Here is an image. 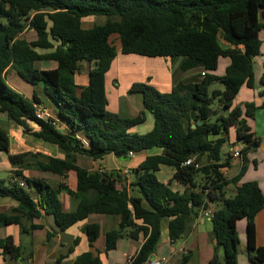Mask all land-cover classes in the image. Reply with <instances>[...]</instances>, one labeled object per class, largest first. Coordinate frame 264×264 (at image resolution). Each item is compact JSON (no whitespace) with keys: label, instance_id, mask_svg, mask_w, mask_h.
Masks as SVG:
<instances>
[{"label":"trees","instance_id":"1","mask_svg":"<svg viewBox=\"0 0 264 264\" xmlns=\"http://www.w3.org/2000/svg\"><path fill=\"white\" fill-rule=\"evenodd\" d=\"M91 17L106 21L84 28L83 20ZM263 18L264 0H0V113L26 130L29 122L37 123L40 131L34 135L65 155L64 159L9 155L17 180L0 179V199H11L17 207L10 214L0 211V226L18 225L24 233L23 219H38L44 213L53 216L59 231L65 232L92 215L117 216L119 227L106 233V251L117 249L124 237L133 241L143 237L132 264H146L158 248L163 219H171L170 239L176 242L200 211L215 204L210 218L216 241L211 264H238L241 219L247 220L250 263L264 264V247L256 246L255 226L256 215L264 209V194L256 182H247L228 197L226 187L239 183L245 167L232 180L223 174L229 167L230 152L223 149L230 144L231 131L235 130V144L243 145L241 154L259 146L246 120L253 117L254 105L243 108L235 101L242 89L254 88V59L264 44L260 39ZM30 31L34 40L26 36ZM114 35L122 55L169 58L172 64L180 61L170 93H161L149 82L131 87L129 93L142 98L143 111L136 118L107 109L105 78L118 56ZM222 58L229 59V65L220 76ZM41 62H55L56 68L40 69ZM85 62L92 65L90 83L78 95L74 77ZM9 69L32 85H44L55 107L53 120L37 118L39 99L30 100L13 89L6 80ZM215 83L222 88L210 91ZM146 112L154 117L153 130L132 133ZM62 125L65 131L59 129ZM9 147L10 136L0 127V153H9ZM153 149L162 152L148 156L131 171L135 180L129 186L120 173L92 172L76 159L84 155L100 160L108 154L128 158L130 152L138 155ZM189 159L194 164L185 165ZM162 165L175 169L185 191H173L158 179ZM33 167L58 176L73 171L76 191L66 183L52 186L45 179L23 175ZM62 192L79 200L75 212L63 209ZM85 229L89 244H94L100 225L89 223ZM79 242L75 240L69 253ZM4 248L19 259L21 250L12 237L4 240ZM73 264L102 262L92 252H84Z\"/></svg>","mask_w":264,"mask_h":264},{"label":"crops","instance_id":"2","mask_svg":"<svg viewBox=\"0 0 264 264\" xmlns=\"http://www.w3.org/2000/svg\"><path fill=\"white\" fill-rule=\"evenodd\" d=\"M106 19L102 17L99 21L96 17L86 18L83 20V26L86 29L92 28L95 24H103ZM264 25V18L262 20ZM33 33V32H32ZM35 39V35L31 40ZM115 40L118 56L114 60L110 71L106 74L105 88L108 99V111L118 114L122 117L136 118L143 111L142 98L139 95H131L129 90L135 83H147L155 87L161 93H170L173 89V72L180 63L177 60L172 64L169 58H146L134 61L131 55H122L121 44L117 35L111 37ZM260 39L264 41V26L260 32ZM225 46L228 43L224 42ZM230 46V45H229ZM233 48V46H230ZM39 53H49V50H38ZM133 56V55H132ZM137 56V55H135ZM126 57V58H123ZM227 59V58H226ZM158 63L159 67L154 69L152 73H145L147 66ZM221 62V61H220ZM229 65L227 59L225 69ZM40 69H55V62L38 63ZM220 67V66H219ZM92 65L85 62L82 69L78 72L74 79L78 95L90 83V70ZM152 70V68H151ZM255 82L254 88H244L240 92L235 105L244 108V105L251 103L254 105V115L247 118V124L257 138H259V146L241 154L240 157L234 156V151H240L242 144H233L230 149L229 167L223 169V174L227 180L237 177L245 167L244 174L239 183L230 184L226 187L228 197H232L236 193V187L247 182H256L264 194V44L262 46L261 55L254 59ZM150 78V81L148 79ZM7 83L16 91L24 95L26 98L33 100L35 96L39 99L42 107L51 111L53 117L56 116L55 107L46 94L45 87L42 83L32 85L20 77L13 69H9L6 75ZM247 90V91H245ZM242 98V100H240ZM154 128V117L146 112L145 120L134 126L130 131L132 133L146 134ZM3 129V128H2ZM61 131H65V126H60ZM10 136L9 153H0V179L8 182L15 181L13 167L9 162V155H18L23 153L41 154L46 157L64 159V153L55 145L45 142L37 138L34 134L40 131V126L34 122H29L28 129L17 125L10 121L6 129ZM236 138L235 130L231 131L230 143ZM161 150L153 149L141 154H135L133 157L118 158L113 154H108L100 160H93L84 155H77V163L79 166L92 172H108L110 174H119L125 178L128 186L135 180V174L131 171L138 168L139 165L148 157L160 155ZM129 171L130 176L126 175ZM175 169L170 166L162 165L157 172L158 179L171 188L173 191L183 192L187 188L175 178ZM23 175L26 177H39L45 179L52 186L60 183H66L68 187L76 191L77 176L73 171L68 172L64 176H58L47 172L37 170L35 167L24 170ZM21 181V180H20ZM131 190V189H130ZM63 209L66 212H75L79 205V200L70 196L66 192L59 194ZM17 207V203L11 199L0 200V211L12 213L11 210ZM217 205H211L206 211L214 212ZM171 219L162 220L161 238L158 248L154 256L150 259H165L164 264H211L214 256L216 241L213 238V226L211 219L207 217L204 211H200L197 217L188 225L183 237L176 242H172L169 233V224ZM89 223H98L101 227V234L98 240L90 245L87 239L86 225ZM120 218L117 216H101L92 215L88 219L76 224L65 232H60L53 216L44 213L38 219H23L22 233L21 227L18 225L0 226V264H20L25 260L27 264H73L76 258L84 252H92L95 256H99L102 264H127L130 257H135L144 242V238L140 237L138 241H133L129 237L121 239L117 245V249L106 251V233L119 227ZM42 226L43 229L33 230L32 226ZM256 226V246L264 247V209L255 217ZM237 230L240 238L238 264H252L248 256L247 243V220L241 219L237 223ZM12 237L14 245L19 247L21 254L19 259L15 260L12 254H9L4 248V240ZM79 239V245L74 248L73 253H69L70 247ZM40 242L37 246L36 243ZM219 250V258L221 262V252ZM38 261V263H37Z\"/></svg>","mask_w":264,"mask_h":264},{"label":"rangeland","instance_id":"3","mask_svg":"<svg viewBox=\"0 0 264 264\" xmlns=\"http://www.w3.org/2000/svg\"><path fill=\"white\" fill-rule=\"evenodd\" d=\"M97 19L100 21V20L102 19V17H97ZM33 35H35V34L32 33L31 31L28 32V33H26V36H27L29 39H32V36H33ZM112 41L115 42L114 39H112ZM123 58H126V57H123ZM130 58H133L134 61L145 60V59H140L138 56H135V55H133V56L131 55ZM226 62H227V59H226V58H222V59H221L220 67H219V69H218V71H217V74H218V75L221 76V75H223V74L225 73V65H226ZM147 67H148V68H147V70H146L145 73H148V74H151V75H152V73H153V75H154V72H155L154 69L156 70V68L159 67V64L153 62L152 67H151V66H147ZM151 68H152V70H151ZM217 88H222V86H221L220 83H215L214 85H212L211 88H210V91H212L213 89H217ZM245 91H247V90H245ZM240 100H242V98H240ZM223 111H225V110H223ZM225 112H226V111H225ZM214 120H215V119H214ZM214 120H213V121H214ZM9 122H10V120H9L8 116H7L6 114H4V113H0V127L3 128V129H6V128L8 127V125H9ZM235 143H236V138H235V136H234V142H232V143H230V144H226V146H225L224 149H223V153H228V152L230 151V149H231V145H233V144H235ZM0 200H1V199H0ZM36 245L39 246V245H40V242H37ZM221 258H223V251L221 252ZM37 263H38V261H37ZM50 263H53V262L50 261L49 264H50ZM9 264H10V263H9ZM18 264H19V263H18ZM20 264H27V262H26L25 260H23V261H20Z\"/></svg>","mask_w":264,"mask_h":264},{"label":"built area","instance_id":"4","mask_svg":"<svg viewBox=\"0 0 264 264\" xmlns=\"http://www.w3.org/2000/svg\"><path fill=\"white\" fill-rule=\"evenodd\" d=\"M263 89H264V84H263ZM36 116H37V118L39 120L45 121V122H48L50 120H53V115H52L51 111L48 110L45 107H42V106H38L37 107ZM134 155L135 154L133 152H130L129 153V157H133ZM240 155H241L240 151H234V156L235 157H240ZM192 164H194V161L192 159H189L185 163V165H192ZM199 167L200 166L198 164H196V168H199ZM130 174L131 173L129 171L126 172V175L127 176H130ZM21 186H24V184L21 183ZM204 213L209 218H211L212 215H213V212H211V211H204ZM133 259H134V257H130L128 259V263L127 264H132ZM164 262H165V259H152V260L148 261L146 264H164Z\"/></svg>","mask_w":264,"mask_h":264},{"label":"water","instance_id":"5","mask_svg":"<svg viewBox=\"0 0 264 264\" xmlns=\"http://www.w3.org/2000/svg\"><path fill=\"white\" fill-rule=\"evenodd\" d=\"M37 126H39L37 123H35ZM199 125H201V122H198ZM194 128L196 127L195 125L193 126Z\"/></svg>","mask_w":264,"mask_h":264}]
</instances>
